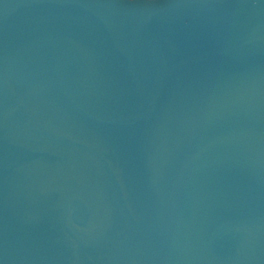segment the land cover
Returning <instances> with one entry per match:
<instances>
[{"label":"water","instance_id":"obj_1","mask_svg":"<svg viewBox=\"0 0 264 264\" xmlns=\"http://www.w3.org/2000/svg\"><path fill=\"white\" fill-rule=\"evenodd\" d=\"M0 264H264V0H0Z\"/></svg>","mask_w":264,"mask_h":264}]
</instances>
